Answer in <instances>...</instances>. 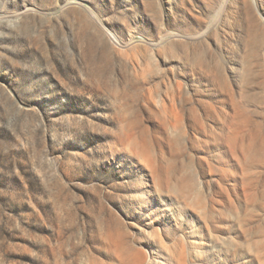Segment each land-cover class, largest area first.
I'll return each instance as SVG.
<instances>
[{
  "label": "rangeland",
  "instance_id": "rangeland-1",
  "mask_svg": "<svg viewBox=\"0 0 264 264\" xmlns=\"http://www.w3.org/2000/svg\"><path fill=\"white\" fill-rule=\"evenodd\" d=\"M244 205L264 232V0H0V264H264Z\"/></svg>",
  "mask_w": 264,
  "mask_h": 264
},
{
  "label": "bare ground",
  "instance_id": "bare-ground-1",
  "mask_svg": "<svg viewBox=\"0 0 264 264\" xmlns=\"http://www.w3.org/2000/svg\"><path fill=\"white\" fill-rule=\"evenodd\" d=\"M197 125L200 126L201 125V121L198 120L197 121ZM203 126V125H202ZM237 133L234 131L231 134V137H229V143H228V147L231 149V147L233 146V142L237 141ZM142 148L144 149L145 146H142ZM145 153H147V151L145 150ZM229 158L233 159L237 158L233 152L230 153ZM150 156L148 157V162L152 165L151 161H150ZM232 160H227V163L231 164ZM153 166V165H152ZM231 166V165H229ZM243 173V172H242ZM238 178H244V176H239ZM230 188L234 189L233 187L235 186L234 183H229L228 184ZM188 187V185H186ZM251 186V185H250ZM185 187V189L187 188ZM204 188V186H203ZM252 189V188H251ZM187 191V190H186ZM242 191L244 193H247V189L243 188ZM254 191V190H253ZM252 191V192H253ZM202 195H207V193L205 191L202 192ZM226 198V196L223 195V192H217L213 195H211L210 197V209L216 211L218 210L219 204L220 202H222V200H224ZM246 198V197H245ZM248 198V197H247ZM205 197L203 198V196L199 195V194H195V196L192 199V202L190 203V206L195 208V211H201V213L203 214L202 217V228L205 229V231L207 233H209V239L212 240L213 238H219L218 236H220V234H214V232H218V231H212L213 228L210 227L209 224V216H208V212H205V206H207L206 202H205ZM229 201V203L231 202L230 198L227 197V199ZM245 201V199H244ZM247 201V200H246ZM217 202H219L218 204H216ZM249 202V201H248ZM245 203V202H244ZM247 205V204H246ZM250 205V204H249ZM257 223V217L256 214L254 213H249L247 206L244 205V208L242 210V213L238 216V220H237V228L239 230L238 233V243L237 247L235 248L236 252L238 254H240L241 256L243 255L245 259H247L246 262H250L251 263V259L253 258L258 260L259 262L263 261L264 262V232H262L263 230L256 232H253L255 225ZM221 233V232H219ZM204 234V233H203ZM201 237V240H205V235ZM261 238L262 242L260 245H257L258 239ZM196 244V243H193ZM257 245V247H256ZM197 250V249H195ZM239 250V251H238ZM167 254L169 253V257L171 260L170 264H187V249L184 245H181L178 249L171 251V250H167L166 251ZM201 254L204 253L203 251L200 252ZM196 257V256H195ZM157 264H164L163 261H156Z\"/></svg>",
  "mask_w": 264,
  "mask_h": 264
}]
</instances>
